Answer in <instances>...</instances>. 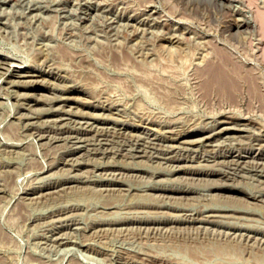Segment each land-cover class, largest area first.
Returning <instances> with one entry per match:
<instances>
[{
    "label": "rangeland",
    "instance_id": "rangeland-1",
    "mask_svg": "<svg viewBox=\"0 0 264 264\" xmlns=\"http://www.w3.org/2000/svg\"><path fill=\"white\" fill-rule=\"evenodd\" d=\"M0 171V264L185 262L199 229L264 262V0H0Z\"/></svg>",
    "mask_w": 264,
    "mask_h": 264
},
{
    "label": "bare ground",
    "instance_id": "bare-ground-1",
    "mask_svg": "<svg viewBox=\"0 0 264 264\" xmlns=\"http://www.w3.org/2000/svg\"><path fill=\"white\" fill-rule=\"evenodd\" d=\"M239 11V10H238ZM245 15V14H244ZM248 22V21H247ZM206 44H207V42H206ZM212 44V43H211ZM208 47V46H207ZM215 50H217V49H215ZM220 50V49H219ZM57 52H59V51H57ZM62 52H63V50H62ZM222 52V51H221ZM225 52V51H224ZM218 53V52H217ZM59 54V53H58ZM63 55V54H62ZM61 56V55H60ZM225 57H227L226 56V54L224 55ZM223 56V57H224ZM124 57V55L122 56V58ZM125 57H127V56H125ZM223 57H221V61H218V62H216V63H210V64H208V66H206V68L204 69V74H205V77H207L206 78V86L207 87H215L214 89H218V91L220 90L222 93L224 92H226V93H230L231 92V94H232V91L235 89V87H236V84L238 83H236V79L234 78L236 75H240L239 74V71H238V68H236V66H235V64L233 65V66H229V64L230 65H232L231 64V62L229 63L228 61H227V59L226 58H223ZM228 58V57H227ZM42 59V58H41ZM229 59V58H228ZM231 60V59H230ZM206 62H208V61H206ZM229 63V64H228ZM207 64V63H206ZM235 66V67H234ZM238 67V66H237ZM8 69V68H7ZM10 69V68H9ZM18 69V68H17ZM203 71V70H202ZM21 72V73H20ZM245 72V71H244ZM243 74V73H242ZM13 75V74H12ZM201 75V74H200ZM16 76L17 77H29V76H33V75H30V74H28V73H24L23 71H19V72H17L16 73ZM201 76H203V75H201ZM237 76V77H238ZM236 77V78H237ZM243 77V75L241 76V78ZM240 78V79H241ZM244 78V77H243ZM36 80V79H35ZM205 80V79H204ZM11 81V80H10ZM245 81V80H244ZM247 82V81H246ZM242 84V83H241ZM240 85V84H239ZM225 93V94H226ZM32 94H33V92H32ZM165 94H167L166 92H165ZM233 94H234V92H233ZM221 95V94H220ZM222 95H224V94H222ZM164 96V95H163ZM166 96V95H165ZM33 103V102H32ZM46 103V102H45ZM85 103V102H84ZM65 104V103H64ZM56 106V105H55ZM70 106V105H69ZM102 108V107H101ZM107 109V108H106ZM78 111H81V110H78ZM77 111V112H78ZM55 113V112H54ZM56 114V113H55ZM68 114V113H67ZM70 114H71V112H70ZM85 114V113H84ZM33 115V114H32ZM76 115V114H75ZM87 115V114H86ZM24 117V116H23ZM53 117V116H52ZM63 117V116H62ZM61 118V117H60ZM46 119V118H45ZM81 119V118H80ZM43 120H44V118H43ZM75 120V119H74ZM224 120V119H223ZM76 121V120H75ZM78 121V120H77ZM226 121V120H225ZM229 121V120H228ZM70 122V121H69ZM90 122V121H89ZM208 122V121H207ZM26 123V122H25ZM146 123V122H145ZM182 124V123H181ZM83 125V124H82ZM95 125V124H94ZM140 125V124H139ZM179 125V124H178ZM201 125H203V123L201 124ZM205 125H207V124H205ZM97 126V125H96ZM99 126V125H98ZM51 127V126H50ZM89 127V126H88ZM102 127V126H101ZM87 128V127H86ZM100 128V127H99ZM113 128V127H112ZM174 128V127H173ZM179 128V127H178ZM191 128V127H190ZM194 128V127H193ZM227 128V127H226ZM234 128V127H233ZM232 128V129H233ZM49 129V128H48ZM119 129V128H118ZM175 129V128H174ZM223 129H225V128H223ZM231 129V128H230ZM245 129V128H244ZM131 130V129H130ZM177 130V129H176ZM194 130V129H193ZM198 130V129H197ZM46 131V130H45ZM99 131V130H98ZM203 131V130H202ZM95 132V131H94ZM171 132H173V131H171ZM218 132V131H217ZM103 133V132H102ZM211 133V132H210ZM209 133V134H210ZM136 134H138V133H136ZM143 134V133H142ZM148 134V133H147ZM56 135H58V134H56ZM168 135V134H167ZM234 135V134H233ZM237 135V134H236ZM248 135V134H247ZM119 136V135H118ZM124 136V135H123ZM134 136V135H133ZM173 136V135H172ZM176 136V135H175ZM209 136V135H208ZM220 136V135H219ZM227 136V135H226ZM230 136V135H229ZM228 136V137H229ZM127 137V136H126ZM146 137V136H145ZM202 137V136H201ZM225 137V136H224ZM249 137V136H248ZM135 138V137H134ZM175 138V137H174ZM214 138V137H213ZM230 138V137H229ZM238 138V137H237ZM242 138V137H241ZM47 139V138H46ZM107 139V138H106ZM183 139V138H182ZM228 139V138H227ZM105 140V139H104ZM122 140H124V139H122ZM137 140V139H136ZM220 140H221V138H220ZM236 140V139H235ZM81 141V140H80ZM139 141V140H138ZM137 141V142H138ZM144 141V140H143ZM126 142V141H125ZM132 142H134V141H132ZM139 142H141V141H139ZM88 143V142H87ZM109 143V142H108ZM192 143V142H191ZM204 143V142H203ZM140 144V143H139ZM150 144V143H149ZM205 144V143H204ZM226 144V143H225ZM87 145V144H86ZM142 145V144H141ZM96 146V145H95ZM143 146V145H142ZM155 146H157V145H155ZM198 146V145H197ZM196 146V147H197ZM4 147V146H3ZM98 147V146H97ZM122 148V147H121ZM128 148V147H127ZM139 148V147H138ZM137 148V149H138ZM141 148V147H140ZM158 148V147H157ZM214 148V147H213ZM155 149V148H154ZM170 149V148H169ZM90 150V149H89ZM110 150V149H109ZM142 150H143V147H142ZM188 150V149H187ZM261 150V149H260ZM158 151V150H157ZM162 151H163V149H162ZM168 151H170V150H168ZM122 152V151H121ZM165 152H167V151H164V153ZM179 152V151H178ZM207 152V151H206ZM228 152V151H227ZM246 152V151H245ZM130 153V152H129ZM133 153V152H132ZM181 153V152H180ZM204 153V152H203ZM260 153V152H259ZM165 154H167V153H165ZM227 154V153H226ZM248 153H246L245 154V156H239L238 157V159H242V158H254L253 156H249V155H247ZM261 154H263V153H261ZM136 155H138V154H136ZM135 155V156H136ZM145 155V154H144ZM181 155V154H180ZM237 155V154H236ZM235 155V156H236ZM242 155V154H241ZM125 156V155H124ZM139 156V155H138ZM170 156H171V154H170ZM173 156V155H172ZM175 156H177V155H175ZM233 156V155H232ZM260 155L259 154H257L256 155V157L255 158H257V157H259ZM73 157H75V156H73ZM77 157V156H76ZM193 157V156H192ZM263 157V156H262ZM72 158V157H71ZM132 158V157H131ZM154 158V157H153ZM178 158V157H177ZM233 158V157H232ZM77 159V158H76ZM165 159H167V158H165ZM188 159V158H187ZM190 159V158H189ZM234 159V158H233ZM260 159V158H259ZM75 160V159H74ZM73 160V161H74ZM170 160H172V159H170ZM211 160V159H210ZM248 160V159H247ZM246 160V161H247ZM252 160V159H251ZM251 160H249V164H250V161ZM64 161V160H63ZM242 161V160H241ZM256 161V160H255ZM160 162V161H159ZM199 162V161H198ZM234 162H236V161H234ZM244 163H246L247 164V162H245V161H243ZM251 162H254V161H251ZM257 162V161H256ZM210 163V162H209ZM232 163V162H231ZM230 163V164H231ZM243 163V164H244ZM164 164V163H163ZM183 164V163H182ZM237 164H238V162H237ZM243 164H241V165H239V166H242ZM253 164V163H252ZM256 164V163H255ZM116 165V164H115ZM223 165V164H222ZM228 165V164H227ZM226 165V166H227ZM234 165V164H233ZM248 165V164H247ZM217 166V165H216ZM225 166V165H224ZM229 166V165H228ZM232 166V165H231ZM237 165L235 164V167H236ZM250 166V165H249ZM248 166V167H249ZM261 166H262V163H261ZM174 167V166H173ZM197 167V166H196ZM235 167H233V168H235ZM246 167V166H245ZM244 167V168H245ZM252 167H255L254 165H252ZM259 167H260V165H259ZM190 168V167H189ZM230 168V167H229ZM239 168V167H238ZM241 168V167H240ZM239 168V169H240ZM262 168V167H261ZM225 169H227L226 167H225ZM243 169V168H242ZM255 169V168H254ZM205 170V169H204ZM222 170V169H221ZM220 170V172H223V171H221ZM228 170V169H227ZM230 170V169H229ZM3 171H4V169H3ZM119 171V170H118ZM202 172H199V170L197 171V172H192V173H199L200 175H203L204 177L205 176H220L221 174L219 173V169H218V171H215V170H212V168L211 169H209V170H205V171H203V169L201 170ZM239 171V170H238ZM242 171V170H241ZM1 172V171H0ZM234 172V171H233ZM233 172H232V176H233ZM237 172V171H236ZM6 173V172H5ZM243 173V172H242ZM247 173V172H246ZM8 174V173H7ZM226 174V173H225ZM123 175V174H122ZM121 175V176H122ZM223 175H224V172H223ZM223 175H222V177H223ZM262 175H263V173H262ZM114 176V175H113ZM113 176H111V177H113ZM1 177V176H0ZM229 177V176H228ZM118 178V177H117ZM184 178V177H183ZM192 178V177H191ZM2 179V178H1ZM198 179V178H197ZM200 179H202V178H200ZM204 179V178H203ZM205 179H207V178H205ZM213 180V179H212ZM196 181V180H195ZM203 181V180H202ZM206 181V180H205ZM204 182V181H203ZM62 185V184H61ZM65 185V184H64ZM212 185V187H216V188H220V184H216V183H212L211 184ZM113 186V185H112ZM186 186V185H185ZM222 186V185H221ZM224 186V185H223ZM62 188H63V186H62ZM67 188V187H66ZM234 188V187H233ZM117 189V188H116ZM183 189V188H182ZM30 190V189H29ZM29 190H28V192H29ZM4 191V190H3ZM180 191V190H179ZM40 192V191H39ZM44 192V191H43ZM263 192V191H262ZM49 193V192H48ZM57 193V192H56ZM255 193V192H254ZM42 194V193H41ZM154 194V193H153ZM225 194V193H224ZM43 195V194H42ZM54 195V194H53ZM60 195V194H59ZM155 195V194H154ZM156 195H159V194H157L156 193ZM172 195V194H171ZM171 195H168V196H171ZM223 195V194H222ZM37 196V195H36ZM51 196V195H50ZM181 196V195H180ZM186 196V195H185ZM209 196V195H208ZM255 196H256V194H255ZM159 197V196H158ZM163 197V196H162ZM198 197H200V196H197V198ZM206 197V196H205ZM212 197V196H211ZM223 197V196H222ZM32 198V197H31ZM164 198H165V196H164ZM178 198V197H177ZM46 199V198H45ZM160 199V198H159ZM175 199V198H174ZM179 199V198H178ZM36 200V199H35ZM170 200V199H169ZM197 200V199H196ZM157 201V200H156ZM162 201V200H161ZM235 201V200H234ZM165 202H167V201H165ZM205 202V201H204ZM214 202V201H213ZM173 203V202H172ZM188 203V202H187ZM207 204V203H206ZM156 205H158V203L156 204ZM171 205V204H170ZM180 205V204H179ZM187 205V204H186ZM131 207V206H130ZM200 207V206H199ZM139 208V207H138ZM192 208V207H191ZM194 208V207H193ZM197 208V207H196ZM214 208V207H213ZM140 209V208H139ZM145 209V208H144ZM147 209V208H146ZM133 210V209H132ZM196 210V209H195ZM155 211V210H154ZM179 211V210H178ZM199 211H201V210H199ZM198 211V212H199ZM245 211V210H244ZM247 211H249V210H247ZM251 211V210H250ZM196 212V211H195ZM202 212V211H201ZM252 212V211H251ZM165 213V212H164ZM186 213V212H185ZM197 213V212H196ZM205 213V212H204ZM225 213V212H224ZM179 214V213H178ZM183 214V213H182ZM176 215V214H175ZM201 215H203V214H201ZM207 215H209V214H207ZM233 215V214H232ZM234 216H235V214H234ZM185 217V216H184ZM205 217V216H204ZM187 218V217H186ZM202 218V217H201ZM235 218V217H234ZM200 219V218H199ZM211 219V218H210ZM216 219V218H215ZM212 221V220H211ZM144 222V221H143ZM185 222V221H184ZM213 222V221H212ZM124 223V222H123ZM165 225H167V224H165ZM198 225V224H197ZM200 226V225H199ZM142 227V226H141ZM147 227H149V226H147ZM153 227V226H152ZM155 227V226H154ZM161 227V226H160ZM178 227H181V226H178ZM177 227V228H178ZM185 227V226H184ZM202 227V226H201ZM247 227V226H246ZM97 228V227H96ZM165 228V227H164ZM174 228H175V230L177 229L175 226H174ZM189 228V227H188ZM251 228H253V227H251ZM257 228V227H256ZM145 229V228H144ZM154 229V228H153ZM169 229H172V228H169ZM183 229V228H182ZM181 228H180V230L179 231H181L182 230ZM185 229H186V227H185ZM192 229V228H191ZM202 229V228H201ZM203 229H204V227H203ZM206 229V228H205ZM150 230V229H149ZM207 230V229H206ZM206 230H197L198 232L200 231V232H202V237H200V238H206L207 237V234L209 235L210 233H208ZM213 230H214V228H213ZM158 231V230H157ZM165 231H167V230H165ZM172 231V230H171ZM173 231H174V229H173ZM178 231V232H179ZM185 231V230H184ZM183 231V232H184ZM187 231V230H186ZM185 231V232H186ZM192 231H194V229L192 230ZM196 230L193 232V233H195L194 235H192L191 236V234L190 233H192L191 231L190 232H188V235H190V236H179L178 238H180L179 240H180V244L179 245H176L175 246V248H178L180 251L178 252V253H180L183 257H185V262H183V261H179V260H176L173 264H243V260L241 259V257L245 254V246L243 247V246H241V244H240V242L239 243H231L230 241H234V240H230L229 238L231 237H227L226 235H221L220 233H218V234H215V233H213V231H211V233H213V235L215 234L216 236L214 237L213 235V238H216V239H214V241H209V240H206V239H203V240H200L199 239V237L197 236L198 234V232H197ZM223 231H224V229H223ZM99 232H100V230H99ZM98 232V233H99ZM156 232V231H155ZM159 232V231H158ZM178 232H176V233H178ZM182 232V231H181ZM197 232V233H196ZM207 232V233H206ZM215 232V231H214ZM219 232V231H218ZM229 232V231H228ZM129 233V232H128ZM150 233V232H149ZM152 233V232H151ZM168 233V232H167ZM223 233V232H222ZM161 234V233H160ZM169 234V233H168ZM172 234V233H171ZM175 234V233H174ZM181 234V233H180ZM155 235V234H154ZM165 235H167V234H165ZM179 235V234H178ZM185 235V234H184ZM201 235V234H200ZM168 236V235H167ZM172 236V235H171ZM193 236H195V238L193 237ZM169 237H170V235H169ZM174 237V236H173ZM176 237H177V235H176ZM212 238V237H211ZM211 238H210V240H211ZM212 238V239H213ZM172 239V238H171ZM237 239V238H236ZM247 239V238H246ZM245 239V240H246ZM263 239V238H262ZM176 240V239H175ZM208 241V242H207ZM242 243V242H241ZM213 245V246H212ZM249 247V246H248ZM248 248H246V250H247ZM249 249H250V247H249ZM257 250V249H256ZM260 250V249H259ZM250 251V250H249ZM248 250H247V252H249ZM262 251V250H261ZM255 252V251H254ZM260 252V251H259ZM256 253V252H255ZM247 254V253H246ZM251 254V253H250ZM250 254H248V257L250 258ZM253 254V253H252ZM250 255V256H249ZM256 255V254H255ZM254 256V255H253ZM260 256V255H259ZM258 257V256H257ZM257 257L255 258V257H252L253 259H256L254 262H252V264H264V262L262 261V260H258L257 259ZM132 258V257H131ZM259 258V257H258ZM125 259V258H124ZM128 259V258H127ZM126 259V260H127ZM138 258H136V260H137ZM145 259H147V258H144V261H145ZM136 260H132L131 261V259H130V261H131V264H145L143 261H141L142 260V258H141V260L140 261H136ZM128 261L129 260H127V263H128ZM147 261V260H146ZM149 262V261H148ZM146 264H149V263H146ZM152 264V263H151ZM172 264V263H171ZM245 264V263H244Z\"/></svg>",
    "mask_w": 264,
    "mask_h": 264
}]
</instances>
